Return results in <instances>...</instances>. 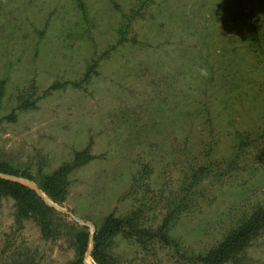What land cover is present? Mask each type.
Listing matches in <instances>:
<instances>
[{
    "label": "rangeland",
    "instance_id": "rangeland-1",
    "mask_svg": "<svg viewBox=\"0 0 264 264\" xmlns=\"http://www.w3.org/2000/svg\"><path fill=\"white\" fill-rule=\"evenodd\" d=\"M262 59L264 0H0V163L37 179L77 152L94 158L69 174L60 203L14 176L61 221L45 238L1 198L0 264H68L67 223L86 229L91 253L96 226L138 206L141 166L166 195L190 165H203L207 143L219 162L246 138L253 143L238 168L205 178L198 209L170 225L166 243L142 248L118 235L107 251L115 264H183L219 242L231 220L264 206ZM93 63L89 79L71 86ZM20 98L32 108L20 110ZM163 214L153 206L148 225L156 229ZM248 251L251 264H264V231Z\"/></svg>",
    "mask_w": 264,
    "mask_h": 264
},
{
    "label": "trees",
    "instance_id": "trees-1",
    "mask_svg": "<svg viewBox=\"0 0 264 264\" xmlns=\"http://www.w3.org/2000/svg\"><path fill=\"white\" fill-rule=\"evenodd\" d=\"M130 21V20H129ZM127 24L120 30L121 41H125L124 34ZM260 36L255 35V40ZM263 57V52H262ZM264 65V59H262ZM97 63H93L79 82L70 83L73 87H80L86 82L91 73L95 72ZM60 88V85H58ZM57 88V87H52ZM35 93V85L31 86ZM264 90V89H263ZM19 99V109L32 108L33 104L26 99ZM239 141L234 154L226 160H213L210 143H207L203 150L201 162L203 165H190L179 180L177 189L160 191L159 195L147 184L148 168L141 166L137 178L134 180L132 190L138 194V206L132 209L124 217L111 213L106 216L100 225L96 226L93 236V247L90 258L94 264H115L114 257L107 251L109 243L116 236H121L126 240H133L142 248L145 244L153 243L154 240L166 243L168 230L179 217L189 216L198 209V199L202 197L201 190L205 178L219 181L224 175L232 173L240 164V156L245 148L251 147L253 142ZM94 158L83 150L74 154L72 159L49 173L39 172L37 179H32L28 175L17 174L5 163H0V173L10 176L23 177L33 180L39 190L52 201L60 203L65 200L68 193V176L74 170L87 165ZM222 162V164H220ZM225 175V176H226ZM139 190V192H138ZM200 197V198H199ZM9 198L14 202L15 221L21 224L25 219L32 218L40 227L45 238H54L58 234L61 221L59 214L46 205L43 199L29 187L18 182L0 178V199ZM160 204L164 211L160 225L153 229L148 225L149 213L153 206ZM68 230V240L74 252V257L68 264H84V255L88 246L89 234L85 228L67 223L64 225ZM264 231V206L258 205L250 210L246 215H242L237 220H231V225L219 242L210 247L207 251H202L197 255H183V264H251L248 249L253 241ZM156 256V255H155Z\"/></svg>",
    "mask_w": 264,
    "mask_h": 264
},
{
    "label": "water",
    "instance_id": "water-1",
    "mask_svg": "<svg viewBox=\"0 0 264 264\" xmlns=\"http://www.w3.org/2000/svg\"><path fill=\"white\" fill-rule=\"evenodd\" d=\"M0 178L1 179H6V180H10V181H14V182H18L20 184H22L21 182H19V179L15 178L14 176H10V175H4L0 173ZM30 189L34 190L36 192V194L38 193L36 189L29 187ZM38 195V194H37ZM92 240H90V244H91ZM90 248L92 249V245H90ZM90 249L88 248L87 252L85 255L90 256ZM85 264V262H84Z\"/></svg>",
    "mask_w": 264,
    "mask_h": 264
},
{
    "label": "clouds",
    "instance_id": "clouds-1",
    "mask_svg": "<svg viewBox=\"0 0 264 264\" xmlns=\"http://www.w3.org/2000/svg\"><path fill=\"white\" fill-rule=\"evenodd\" d=\"M199 74H200L201 77L207 78L208 75H209V72H208L207 68H200L199 69Z\"/></svg>",
    "mask_w": 264,
    "mask_h": 264
}]
</instances>
